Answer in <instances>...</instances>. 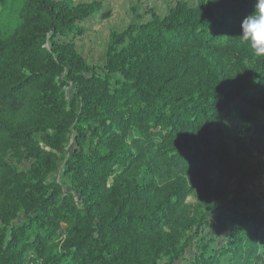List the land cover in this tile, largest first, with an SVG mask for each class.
Returning a JSON list of instances; mask_svg holds the SVG:
<instances>
[{
  "label": "trees",
  "instance_id": "trees-1",
  "mask_svg": "<svg viewBox=\"0 0 264 264\" xmlns=\"http://www.w3.org/2000/svg\"><path fill=\"white\" fill-rule=\"evenodd\" d=\"M255 2L177 0L97 65L99 3L0 0V264H264Z\"/></svg>",
  "mask_w": 264,
  "mask_h": 264
},
{
  "label": "rangeland",
  "instance_id": "rangeland-1",
  "mask_svg": "<svg viewBox=\"0 0 264 264\" xmlns=\"http://www.w3.org/2000/svg\"><path fill=\"white\" fill-rule=\"evenodd\" d=\"M75 4L97 2L100 9L80 22L84 26L82 35L72 36L76 49L88 63L102 65L105 61L107 43L112 32L124 29L129 23L142 22L168 14L177 0H70ZM234 134H231L233 136ZM194 203L195 196L190 197ZM226 213H218L213 218V234H219V239L224 238L226 230ZM190 252L187 261L176 264H194Z\"/></svg>",
  "mask_w": 264,
  "mask_h": 264
},
{
  "label": "clouds",
  "instance_id": "clouds-1",
  "mask_svg": "<svg viewBox=\"0 0 264 264\" xmlns=\"http://www.w3.org/2000/svg\"><path fill=\"white\" fill-rule=\"evenodd\" d=\"M240 28L242 40L264 53V0H256L253 11L242 19Z\"/></svg>",
  "mask_w": 264,
  "mask_h": 264
}]
</instances>
